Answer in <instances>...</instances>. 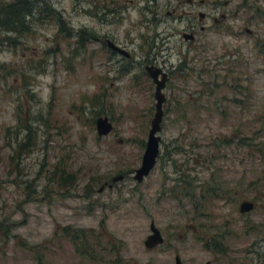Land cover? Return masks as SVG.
<instances>
[{
  "label": "rangeland",
  "instance_id": "obj_1",
  "mask_svg": "<svg viewBox=\"0 0 264 264\" xmlns=\"http://www.w3.org/2000/svg\"><path fill=\"white\" fill-rule=\"evenodd\" d=\"M45 2L69 36L27 17L0 45V264H264V0ZM80 29L97 36L86 50ZM107 39L132 54L127 71ZM146 60L171 76L160 154L137 182L155 113ZM151 220L164 242L148 249ZM78 231L97 259L77 252ZM216 233L228 249L207 250Z\"/></svg>",
  "mask_w": 264,
  "mask_h": 264
},
{
  "label": "trees",
  "instance_id": "obj_2",
  "mask_svg": "<svg viewBox=\"0 0 264 264\" xmlns=\"http://www.w3.org/2000/svg\"><path fill=\"white\" fill-rule=\"evenodd\" d=\"M46 16H50V21H58L61 24L60 29L65 32L66 36H69L68 31L71 29L67 28L63 23L59 12L55 8L50 5H47L45 0H1L0 1V45L3 44H17V35L30 31V26L28 25L27 17L33 19H42ZM33 21V20H32ZM92 39H97L96 34H93L92 31H88L87 29H80L77 31L76 35V47L77 49L86 50L87 42ZM105 44V43H104ZM106 45V44H105ZM127 71V69H123ZM61 184H68L67 188L70 187L73 183L70 176L61 175L60 178ZM90 187H86L87 189ZM81 232L75 235L70 234L74 239L73 242L76 245L77 252L80 254H84L87 256H91L92 258H98L95 254L94 246H90L86 241L83 240ZM107 249L104 247V251ZM113 248L111 247L109 251L112 252ZM262 255H264V249L262 251Z\"/></svg>",
  "mask_w": 264,
  "mask_h": 264
},
{
  "label": "water",
  "instance_id": "obj_3",
  "mask_svg": "<svg viewBox=\"0 0 264 264\" xmlns=\"http://www.w3.org/2000/svg\"><path fill=\"white\" fill-rule=\"evenodd\" d=\"M201 17L203 14L200 15ZM248 31V29H246ZM188 38L187 35H185ZM190 38V37H189ZM106 44L109 48L114 50H118L121 53L128 54L124 49H121L111 40L107 39ZM128 56V55H127ZM146 71L148 76L153 80L155 83V90H154V99H155V113L150 123V129L148 131L147 140L145 143L144 152L141 158V164L138 168L134 170V179L137 182H141L145 176L149 174V172L153 169L156 164L157 157L159 155V147H160V140L161 137L158 134L161 131V123L163 120V104L165 102V94L163 92V88L165 87L166 82V73L162 72L159 67L156 66H147ZM162 77H159L161 76ZM96 131L99 136L106 135L110 133L113 129V124L109 120V118L104 116H99L95 120ZM122 176L119 175L115 177L113 180H118ZM104 186L99 188V191L102 190ZM254 207V203L250 200H244L239 204V210L242 213L249 212ZM150 233L144 239V246L148 249H152L164 242V237L162 236L160 230L157 228L155 223L152 221L149 225ZM174 264H181V259L179 255H175V263Z\"/></svg>",
  "mask_w": 264,
  "mask_h": 264
},
{
  "label": "flooded vegetation",
  "instance_id": "obj_4",
  "mask_svg": "<svg viewBox=\"0 0 264 264\" xmlns=\"http://www.w3.org/2000/svg\"><path fill=\"white\" fill-rule=\"evenodd\" d=\"M191 31H190V33H187V32H183L182 33V37L183 38H186L185 37V35H187L188 36V38H186V39H190V41L192 42L194 39H195V35H194V32H193V30H194V28H193V26L191 27V29H190ZM190 37V38H189ZM112 41V40H111ZM189 41V42H190ZM113 42V41H112ZM113 43H115V42H113ZM117 45V44H116ZM118 46V45H117ZM121 48V47H120ZM121 49H123V48H121ZM125 50V49H124ZM110 51H111V53L113 54V56L114 55H116V54H119V55H121V58H122V63L120 64L121 65V67H120V69H126V68H128V66H129V64L133 61V58H132V54L129 52V51H127V50H125L128 54V56L126 55V54H124V53H121V52H119L118 50H114V49H112V48H110ZM145 64H144V74L150 79V81H151V83H152V85H154V90H155V83L153 82V80L148 76V73H147V71H146V67L147 66H156V67H159L161 70H162V72H165L166 73V82H165V87L164 88H166V86H167V84H168V82H169V80H170V76H171V72L170 71H168V70H166V68L165 67H161L160 65H158L157 64V62L156 61H152V60H146L145 62H144ZM126 65V66H123V65ZM124 67V68H123ZM159 77H162V75L161 76H159ZM163 88V89H164ZM165 94V93H164ZM165 97H166V95H165ZM165 101H166V99H165ZM101 137V136H100ZM161 137V136H160ZM160 142H161V140H160ZM159 154H160V147H159ZM159 156V155H158ZM158 158V157H157ZM155 167V166H154ZM153 167V168H154ZM153 170V169H152ZM151 170V171H152ZM151 171L149 172V174L151 173ZM148 174V175H149ZM119 175H121L122 177L120 178V179H118V180H122V179H124L125 178V174H118V175H115L114 177H112L111 178V181L110 182H107V181H105V182H103L102 183V185L101 186H104L103 188H102V190L104 189V188H111V187H113V183L115 182V181H117V180H113L115 177H117V176H119ZM147 175V176H148ZM147 176H145L144 178H146ZM144 178H143V180H144ZM142 180V181H143ZM141 181V182H142ZM188 187L190 188V183L188 182ZM62 185V184H61ZM100 186V187H101ZM216 186H218V185H216ZM212 187V191L214 192V194L215 195H217L216 194V190H217V187ZM63 187V186H62ZM207 192L210 190V186H209V182H207ZM210 197V196H209ZM241 203V202H240ZM239 212L241 213V214H244V213H242L240 210H239ZM210 215L209 214H207V217H209ZM153 220H151L150 221V223L152 222ZM154 222V221H153ZM155 223V222H154ZM150 225V224H149ZM158 228V227H157ZM163 236V235H162ZM62 237L63 236H61V239H62ZM55 238H57V237H55ZM221 239V237L216 233V234H214V235H210V236H207V250L208 251H211L212 250V248L213 247H217V245H218V248L220 249V250H222L223 248L224 249H228L227 247H225V246H222L221 244L222 243H224L223 242V240H220ZM216 241H218V243L219 244H217L216 243ZM55 244H58V242L56 243L55 242ZM61 245V244H60ZM175 263V262H174ZM181 264H182V262H181ZM207 264H210V262H207Z\"/></svg>",
  "mask_w": 264,
  "mask_h": 264
}]
</instances>
